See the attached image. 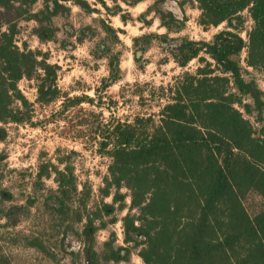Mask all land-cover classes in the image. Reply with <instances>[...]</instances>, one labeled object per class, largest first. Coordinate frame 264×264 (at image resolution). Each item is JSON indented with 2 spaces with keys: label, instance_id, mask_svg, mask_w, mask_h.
I'll return each instance as SVG.
<instances>
[{
  "label": "trees",
  "instance_id": "1",
  "mask_svg": "<svg viewBox=\"0 0 264 264\" xmlns=\"http://www.w3.org/2000/svg\"><path fill=\"white\" fill-rule=\"evenodd\" d=\"M38 1L42 9L31 14L27 7ZM64 1L69 0H0V123L28 121L16 105H26L18 88L22 79L38 77L37 100L42 105L58 98L57 68L38 60V54L25 46L20 48L16 37L17 21L28 13V19L39 25L37 37L50 39L43 25H52V19L61 15ZM70 1L82 7L81 0ZM195 1L199 25L223 23V30L209 42L181 38L171 46L169 54L178 67L183 69L194 59L199 65L157 89L156 100L165 101L157 121L152 115H139L131 121L99 122L92 129L97 150L110 161L98 190L101 201L89 208L83 203L80 229L63 224L70 212L76 214L66 206L79 185L73 170L67 165L53 171L56 189L49 209L63 227L61 242L68 239L69 248L72 242H84V264H117L127 261L133 250L143 264H264V107L256 85L243 78L238 62L247 46V65L264 68V0ZM244 11L253 22L247 45L240 36ZM159 15L167 30L178 22L170 13ZM155 37H142L140 52ZM119 64L117 56L108 60L110 83L121 78ZM108 87L104 84L102 89ZM135 96L141 102L146 97L143 90ZM244 97L254 103L258 130L242 114L241 110L249 113ZM82 186L88 196V185ZM122 188L130 198L120 220L124 246H115L110 239L96 250V233L107 223H116V218L104 222L101 213L126 209ZM250 196L258 199L251 211L246 203ZM109 197L111 202H104ZM0 264L11 263L0 255Z\"/></svg>",
  "mask_w": 264,
  "mask_h": 264
},
{
  "label": "rangeland",
  "instance_id": "2",
  "mask_svg": "<svg viewBox=\"0 0 264 264\" xmlns=\"http://www.w3.org/2000/svg\"><path fill=\"white\" fill-rule=\"evenodd\" d=\"M81 2L82 7L70 0L61 2L64 6L61 15L52 19V25H43L51 34L47 41L37 37L39 25L33 18L28 19V13L17 21V45L25 46L38 54V60L57 68L58 98L42 105L37 100L38 77L22 79L18 88L26 105H16L28 121L0 123V255L11 264H84V242H72L71 248L66 245L68 239L61 242L63 227L49 209L56 189L54 169L65 170L68 165L77 179V192L70 195L66 204L76 214L70 212L63 224L73 223L80 229L83 203L89 208L101 201L98 190L110 161L97 150L91 139L92 129L99 122L131 121L139 115H152L157 121L165 103L156 100L160 94L157 89L167 87L174 78L185 71H195L199 65L194 59L185 68L178 67L170 57L171 46L181 38L209 42L225 26L223 23L216 27L200 26V11L195 0ZM42 7V1H38L27 9L33 14ZM158 10L166 16L170 13L178 22L167 30L161 25ZM241 15L240 36L247 45V33L253 22L247 11ZM149 34L156 37L140 52L145 44L142 37ZM134 39H137L135 43ZM115 56L120 61L121 78L110 83L108 60ZM246 59L247 46L238 62L243 78L256 85L259 102L264 107V68H251ZM38 74L44 75L40 70ZM104 84H109L105 90L102 89ZM138 90L145 92L143 102L135 96ZM151 93H155L153 98L148 97ZM243 104L249 105V113L241 110L242 114L258 130L260 125L252 99L244 97ZM40 172L43 175L38 178ZM84 183L90 191L88 196L82 186ZM120 192L125 196L126 209L110 215L101 213L104 222L116 218V223H107L105 229L96 233V250H102V244L110 239L115 246H124L120 220L127 213L130 198L127 189L122 188ZM104 202L110 203L111 197ZM246 203L251 211L258 199L250 196ZM71 250L77 253L73 256ZM117 264L143 262L133 250L127 261Z\"/></svg>",
  "mask_w": 264,
  "mask_h": 264
}]
</instances>
